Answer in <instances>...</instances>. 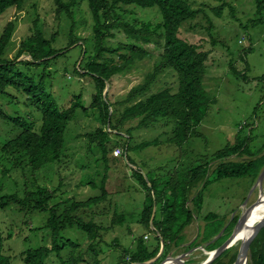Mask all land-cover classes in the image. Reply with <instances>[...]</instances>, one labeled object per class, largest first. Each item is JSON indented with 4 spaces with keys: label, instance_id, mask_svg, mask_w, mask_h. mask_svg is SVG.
<instances>
[{
    "label": "rangeland",
    "instance_id": "obj_1",
    "mask_svg": "<svg viewBox=\"0 0 264 264\" xmlns=\"http://www.w3.org/2000/svg\"><path fill=\"white\" fill-rule=\"evenodd\" d=\"M188 1L201 12L195 20L181 27L180 38L191 44L200 45L202 51L208 52L204 84L206 91L213 99L207 116L198 127V136L191 137L180 146L167 140L169 136H174V134L171 135L172 122L168 123V126L163 125L167 123V119L161 120L160 125L137 129L140 120L118 124L120 115L114 120L117 130L110 129L109 126L104 129L110 133L108 162L103 160L104 153L98 146L100 139L92 142L90 138V135L96 134V130L106 127L98 113L92 110L94 83L91 78L80 77L74 72L75 69L80 68L84 55V47L81 46L85 41L90 42L89 49H92L93 19L88 6L79 2L70 13L68 11L61 13L54 0H25L21 9L11 8L0 16V38L10 23L15 26L4 58L16 59L21 47L30 41L35 35V29L38 28L45 41L59 50L61 56L50 65L49 73L54 79L48 82L49 90L58 103L65 108L71 106L74 101L73 95L82 93L83 105L91 109L88 114L80 111L69 125L66 135V153L61 157L59 166L51 164L32 177L33 179L31 176L24 178L18 172L14 174L15 181L23 187L25 181H30L32 184L35 178L36 185H48L52 189L59 188V195L62 196L63 201L67 198L84 201L100 195L103 184L107 192L106 198L93 210L97 214L94 216L95 221L105 227L101 232L103 243L95 246V252H93L92 241L86 233L77 228H67L62 234L61 244L65 243L66 246L62 252V258L58 259L53 254L47 260V264H63V260L65 262L70 260L72 247L67 240L78 246L74 253L75 258L82 261L80 260L77 264H95V262L118 264L123 248L135 247L136 237L144 238L148 244L154 241L151 237L155 231L152 225L150 229H147L139 222L146 198L138 178L132 177V171L142 173L147 183L148 175L152 182L158 179L165 187V183L168 184L167 182L171 179L176 180L177 176H191L199 165L209 163L210 169L206 179L210 177L211 182L203 194L202 211H197V218L183 233L186 245H190L191 240L197 235L199 237L200 229L205 225L203 222L205 216L220 218V221L225 223V228L226 225H230L234 216L240 219L264 196V178L260 179L264 167L255 181L250 176L212 180L216 165L221 161L214 159L229 145L236 143L242 126L244 134L251 133L253 136L250 145L252 152L260 151L261 153L257 157L233 156L227 161L251 162L264 155V11L262 15L258 14L256 0ZM64 2L72 3L73 0H64ZM137 16L153 23L160 21L156 8L139 10ZM259 19L262 20L259 22ZM115 34L116 38L109 40L111 47L117 48L119 43L127 42L123 32L115 31ZM70 39L76 43L73 47L70 46ZM145 48L151 56L137 61L127 70L116 75L112 84L108 83L109 86L106 88V96L109 94L110 102L117 105L119 114L140 101L138 98L132 103H126L135 89L146 85L149 75L155 74L156 67L162 61L163 50L153 45L145 46ZM121 53L125 54L127 51ZM109 56L106 55V57ZM20 61H32V57L25 54ZM116 61L118 62L117 58ZM238 73L244 75L236 76ZM151 86V90L142 99L146 100L165 88L176 90L177 75L173 70L162 72L152 81ZM24 102L25 97L14 90L10 91L9 96L0 95V104L3 105L6 113L30 119L34 123V129L38 131L42 125V119L36 115L33 108L24 106ZM130 129H132L131 135L128 132ZM16 132L18 134V130L12 124L0 117V143L3 138L7 140L14 138ZM155 140H158L159 144L127 153V144L130 142L131 148H135ZM117 149L123 151L119 157L114 156ZM127 157L132 160L131 163L127 161ZM143 163L148 164L147 169H140ZM194 196L195 192L191 193L190 202L187 203L191 210L194 209L192 205ZM160 208L161 202L157 206L158 218ZM15 209L14 206L5 212L0 211V229L5 239L2 252L15 257L13 259L15 264H25L20 258L22 252L42 246H52L51 234L45 228L49 214L28 211L20 213ZM116 212L126 217L124 224H112ZM87 214L89 219L93 218L91 210ZM186 245L179 247L175 256L197 248L193 256L187 259L196 260V263L200 264L202 260L209 257V254L201 248L204 245H197L196 242L190 247ZM241 247L242 242L238 241L231 248L230 255L239 253ZM174 249L172 246L170 252ZM167 256L163 255L157 263ZM229 260L228 257L225 262ZM253 261L250 251L248 264H253Z\"/></svg>",
    "mask_w": 264,
    "mask_h": 264
},
{
    "label": "trees",
    "instance_id": "obj_2",
    "mask_svg": "<svg viewBox=\"0 0 264 264\" xmlns=\"http://www.w3.org/2000/svg\"><path fill=\"white\" fill-rule=\"evenodd\" d=\"M24 2L25 0H0V16L11 8L21 9ZM54 2L61 13L64 11L70 13L71 9L76 7L79 2L85 3L93 19L92 49H89L90 42L85 41L81 46L84 47V55L80 68L75 69L74 72L80 77L91 78L94 83L92 110L94 113H98L106 127L96 130V134L90 135V138L92 142L100 139L98 146L104 153L103 160L108 162L110 158V152H108L110 133L104 129L109 126L110 129L117 130L114 120L120 115L121 119L118 124L119 122L124 124L132 120H140L137 129L160 125L161 120L167 119V123H163V125L168 126V123L172 122L171 135L174 134L167 140L180 146L191 137L198 136V127L204 121L209 106L213 102L204 84L207 74L206 61L209 54L202 51L200 45L191 44L181 39L180 29L185 23L195 20L201 10L195 9L188 0H80L79 2L73 0L72 3L54 0ZM256 6L258 14L262 15L264 0H256ZM155 8L160 18L157 23L144 21L137 16L139 10ZM217 14L220 13L217 12ZM14 29V24L10 23L0 38V95L9 96L11 90L22 94L25 97L24 106L33 108L36 115L42 119V125L37 131L30 119L6 113L3 105L0 104V117L6 119L18 130V134L16 132L14 138L9 140L3 138L0 143V211L5 212L15 206L20 213L28 211L49 214L45 228L51 234L52 246L30 249L20 255L25 264H47V260L53 254L58 259L62 258V252L66 248L65 243L61 244L62 234L67 228H77L86 233L89 240L92 241L93 252H95V246L103 243L101 232L105 227L95 221L94 216L97 214L93 210L106 198L107 192L103 184L100 195L84 201L74 198H67L63 201L62 196L59 195V188L52 189L48 185H36L35 178L32 184L30 181H25L23 187L15 181L14 174L18 172L24 178L31 176L33 179L32 177L51 164L59 166L61 157L66 153V135L69 125L80 111L88 114L91 109H87L83 105L82 93L73 95L74 101L71 106L65 108L58 103L56 97L49 90L48 82L53 78V75L49 73L50 65L61 56L59 50L54 49L50 42L45 41L38 28L35 29V35L30 41L21 47L16 59L7 60L4 58ZM115 31L123 32L127 39L126 43H119L117 48L111 47L109 41L116 38ZM74 45L76 43L70 39V46ZM150 45L163 50L162 61L156 67L155 74L149 75L146 85L135 89L126 103H132L138 98L140 101L127 107L122 114H119L117 105L110 102L109 94L105 95L107 84H112L116 75L124 72L137 61L150 57L151 53L145 48ZM123 51H127V53H121ZM25 54H29L32 61H20V58ZM107 54L110 56L106 57ZM167 70H173L177 75L178 87L176 90L165 88L146 100L142 99L151 90L152 81L157 78V75ZM82 71L85 72L82 73ZM243 75L238 73L236 76ZM131 130H128L130 135L132 134ZM243 130L244 127H240L236 143L229 145L214 159L221 161L216 165L212 180L250 176L255 181L261 172L264 167V155L251 162L227 161L233 156L257 157L261 153L260 151L252 152L250 145L253 136L251 133L244 134ZM130 139L132 140L133 137L131 136ZM156 144H159L158 140L131 148L130 142L127 144L126 150L128 153ZM127 161L132 162L128 157ZM208 165H199L191 176H177L176 180L171 179L167 182L168 184L165 183V187L158 179L152 182L147 175L148 183H150L148 186L142 173L132 171L133 176L138 178L146 194L141 224L150 229L154 207L157 208L158 203L161 202L160 217L158 218L156 213L153 221L156 229L154 241L149 245L144 238L136 237L135 247L123 248L118 264L149 262L160 253L162 243L165 247V257L171 251L172 246L178 248L185 242L184 230L194 221L197 211L201 212L203 194L211 182L210 177L206 180L210 169ZM200 183H204V186L192 199L194 209L191 210L187 203L190 201L192 189ZM90 210L93 213L91 219L87 214ZM203 220L205 226L201 230L196 244L206 245V251L212 252L232 235L239 219L235 217L224 235L216 242H212V239L222 231L225 223L216 216H205ZM125 221L124 215L120 216L118 212L114 213L113 225L124 224ZM4 242L5 239L0 229V264H15L13 261L15 257L3 254ZM67 242L72 247L71 257L66 262L63 260V264H77L81 260H77L74 254L78 246L72 241L67 240ZM250 251L254 260L253 264H264V228L251 243ZM230 252L231 249L227 250L213 264H235L239 253L231 256ZM228 257L230 260L225 262ZM195 262L196 260H193L192 263ZM95 264L98 263L95 262Z\"/></svg>",
    "mask_w": 264,
    "mask_h": 264
},
{
    "label": "water",
    "instance_id": "obj_3",
    "mask_svg": "<svg viewBox=\"0 0 264 264\" xmlns=\"http://www.w3.org/2000/svg\"><path fill=\"white\" fill-rule=\"evenodd\" d=\"M109 85L107 84V87ZM106 95V93H105ZM264 178V171L261 174L260 179ZM263 202L262 199H260L257 203H255L252 208L245 213L237 222L232 235L225 241V243L223 245H221L218 249H216L215 251L212 252H208L209 257L207 258V260H205L203 263L201 264H213L214 261L216 259H218L219 257H221L227 250L233 248L235 246V244L239 241V234L246 228L250 215L253 212V210H255V208H257L261 203ZM156 215V207L154 208V213L152 216V221H151V225L152 228L154 229V225H153V221ZM264 227V220L259 222L255 228L252 230V232L250 233V235L244 239L242 241V247L241 250L239 252V256H238V260L236 261L235 264H248L249 261V253H250V246L251 243L253 242V240L256 238V236L258 235V233L262 230V228ZM220 236H222V233L220 234ZM165 251V247L162 246L161 252L157 255L156 258H154L153 260L143 263V264H156L158 261H160V259L162 258L163 254ZM194 251H196V249L191 250L188 253H185L179 257H174V251L170 252L168 254V256L159 264H189L187 262L184 261V259L188 256H190Z\"/></svg>",
    "mask_w": 264,
    "mask_h": 264
},
{
    "label": "crops",
    "instance_id": "obj_4",
    "mask_svg": "<svg viewBox=\"0 0 264 264\" xmlns=\"http://www.w3.org/2000/svg\"><path fill=\"white\" fill-rule=\"evenodd\" d=\"M147 166H148V164H146V163H143L141 166H140V169H147ZM132 177H134V176H132ZM207 180V179H206ZM205 180V181H206ZM204 183H200V185H196L193 189H192V191H191V193H193V192H195V194L197 193V192H200V190L202 189V185H203ZM162 188V187H161ZM143 190V189H142ZM143 193L145 194V192H144V190H143ZM145 198H146V194H145ZM145 202H146V199H145ZM190 202V201H189ZM189 202H188V204H189ZM188 204H187V206H188ZM193 205V204H192ZM144 207H145V204H144ZM144 207H143V209H142V212H143V210H144ZM155 208V207H154ZM203 208V207H202ZM202 211V210H201ZM142 212H141V215H142ZM156 213H157V208H156ZM156 216V215H155ZM197 218V216H195V219ZM234 218H235V216H234ZM140 221H141V216H140ZM139 221V222H140ZM152 221V220H151ZM198 221H201V220H199L198 219ZM232 221V220H231ZM202 222V221H201ZM140 224H141V222H140ZM192 224V223H191ZM191 224H189L187 227H189ZM205 224V223H204ZM143 225V224H142ZM144 226V225H143ZM205 226V225H204ZM187 227L185 228V230L187 229ZM204 228V227H203ZM203 228H201L200 230H202ZM228 228V226L226 225L225 226V228H223L222 229V231H221V233H222V236L224 235V233H225V231H226V229ZM153 229V228H152ZM153 230H156L155 229V227H154V229ZM185 230H184V232H185ZM200 233H201V231H200ZM220 233V234H221ZM220 234L219 235H216L213 239H212V242H216L218 239H220L222 236H220ZM151 237L153 238V239H155V235L154 234H151ZM197 238H198V235H197V237L196 238H194V239H192L191 240V244L190 245H186L185 243H183L181 246H179V247H184V245H186V247H190L192 244H194L195 242H196V240H197ZM147 239H148V237H147ZM185 242H186V239H185ZM162 246H164V245H162ZM162 246H161V249H162ZM202 246V245H201ZM175 248L173 251H174V254H173V256L174 257H179V256H181V255H183V254H185V253H182V254H180V255H176L175 256V252L177 251V249H180V248ZM205 252H207V254H208V251H206V245H204V246H202L201 247ZM191 250H194L193 248L192 249H190L189 251H187L186 253H188V252H190ZM196 250H197V248H196ZM160 252H161V250H160ZM195 252H193L190 256H188V257H192L193 256V254H194ZM164 255V254H163ZM205 260H207L206 258L204 259V260H202L203 262L205 261ZM184 261L185 262H187V263H189V264H197L196 262L195 263H192L193 262V259H187V257L184 259ZM201 261V263H203ZM200 263V264H201ZM158 264V263H157Z\"/></svg>",
    "mask_w": 264,
    "mask_h": 264
},
{
    "label": "bare ground",
    "instance_id": "obj_5",
    "mask_svg": "<svg viewBox=\"0 0 264 264\" xmlns=\"http://www.w3.org/2000/svg\"><path fill=\"white\" fill-rule=\"evenodd\" d=\"M261 199L263 202L257 208H255V210H253L246 228L239 234V242H242L244 239H246L254 229V226L264 220V196H262Z\"/></svg>",
    "mask_w": 264,
    "mask_h": 264
},
{
    "label": "built area",
    "instance_id": "obj_6",
    "mask_svg": "<svg viewBox=\"0 0 264 264\" xmlns=\"http://www.w3.org/2000/svg\"><path fill=\"white\" fill-rule=\"evenodd\" d=\"M123 154V151L121 149H117L115 152H114V156L115 157H119Z\"/></svg>",
    "mask_w": 264,
    "mask_h": 264
},
{
    "label": "flooded vegetation",
    "instance_id": "obj_7",
    "mask_svg": "<svg viewBox=\"0 0 264 264\" xmlns=\"http://www.w3.org/2000/svg\"><path fill=\"white\" fill-rule=\"evenodd\" d=\"M162 261H163V260H162ZM162 261H161V262H162ZM161 262H160V263H161ZM158 264H159V263H158Z\"/></svg>",
    "mask_w": 264,
    "mask_h": 264
}]
</instances>
